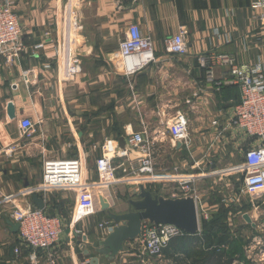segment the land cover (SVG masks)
Returning a JSON list of instances; mask_svg holds the SVG:
<instances>
[{
    "label": "crops",
    "instance_id": "0c3cea01",
    "mask_svg": "<svg viewBox=\"0 0 264 264\" xmlns=\"http://www.w3.org/2000/svg\"><path fill=\"white\" fill-rule=\"evenodd\" d=\"M258 1H13L25 50L8 65L0 56V264L45 262L40 252L19 247L10 215L15 207H35L23 192L41 184L36 173L40 171L42 177L46 160L78 159L82 181L98 183L95 161L104 144L145 131L155 135L181 113L188 118L189 150L169 138L155 145L157 175L173 176L174 170L218 174L220 168L232 167L228 162L234 156L239 161L234 167L242 163L244 152L257 142L246 140L229 125L240 100L239 89L231 84L228 70L215 64V58L225 53L235 63L264 64V9H252ZM131 24L151 38L154 62L125 76L118 47ZM181 27L187 32L188 53L175 56L165 45ZM9 102L15 119L7 117ZM25 118L35 124L30 137L19 129ZM171 186L159 184L153 190L163 195ZM132 191L133 187L125 186L103 189L100 194L114 213L122 214L128 210L126 198H135ZM66 192L72 198L71 208L80 194H98V190L78 188L37 195L48 210ZM6 198L11 202H4ZM218 202L203 205L207 215L217 214ZM242 205L245 212L240 217L248 214L254 225L243 221L242 231L250 226L264 238V194L256 200L244 196L239 208ZM229 212L226 219L235 218ZM104 218L110 221L98 203L93 215L71 224L70 231V225L64 224L54 251L57 264H90L94 256L84 255V250H92L94 239H101L98 224ZM113 262L142 263L128 248Z\"/></svg>",
    "mask_w": 264,
    "mask_h": 264
},
{
    "label": "built area",
    "instance_id": "2783aa9c",
    "mask_svg": "<svg viewBox=\"0 0 264 264\" xmlns=\"http://www.w3.org/2000/svg\"><path fill=\"white\" fill-rule=\"evenodd\" d=\"M13 1L0 0V56L7 65L19 60L25 50L22 44L20 21L14 13ZM252 9H264V0L256 2ZM126 34L118 50L124 75L131 76L141 66L154 62V49L151 38L144 36L138 25H129ZM186 35L184 28H179L178 33L166 42L167 52L175 56L187 55ZM215 64L228 70L231 84L239 89L240 101L233 108L229 125L242 133L246 140L257 142V145L244 152L239 166H233L218 174L203 171L180 174L174 170L173 176L157 175L153 159L155 145L169 138L175 145L179 144V148L189 150L191 142L188 118L187 115L178 113L170 124L156 130L155 135H149L145 131L126 137L123 150L116 141L104 144L101 147L100 157L95 161L98 183L85 184L82 181V165L78 159H52L42 164L41 184L36 190H25L23 195L28 197L31 193L42 192L44 197L45 193L60 189L71 191L85 188L91 192L93 189L98 190V194L93 197L88 193L80 194L71 213L68 231L72 225L93 215L97 195L103 189L130 186L133 187L132 194L136 197L141 186L153 190L159 184H171L172 186L165 191L169 194L164 192L167 198L192 197L198 215L201 211L203 218L208 220L210 216L204 210L201 198L196 194V185L216 175H240L243 190L237 202L240 203L244 196L256 200L259 195L264 194V64L235 63L234 59L225 53L215 58ZM34 127L35 124L29 118L22 119L19 124V129L25 137L33 134ZM4 202L10 203L11 200L6 198ZM10 216L11 221L18 226L19 247L34 253L40 252L45 256L44 264H57L54 251L64 232L63 220L57 216H49L44 210L31 206L15 207ZM112 227L111 220L98 224L101 239L108 236ZM142 229L140 238L126 244V249L134 253L139 260L144 256L160 260L169 240L183 233L178 228L168 225L154 227L144 224ZM19 247L14 248L16 254L19 253ZM243 252L244 257L251 264H264V238L257 237L244 246Z\"/></svg>",
    "mask_w": 264,
    "mask_h": 264
},
{
    "label": "water",
    "instance_id": "95a60500",
    "mask_svg": "<svg viewBox=\"0 0 264 264\" xmlns=\"http://www.w3.org/2000/svg\"><path fill=\"white\" fill-rule=\"evenodd\" d=\"M6 113L8 118L15 119L14 106L11 102L7 105ZM118 146L124 149V139L118 141ZM177 146L180 147L179 144ZM30 199L36 208L45 209L44 200L37 194L31 193ZM125 201L128 210L118 214L111 211L109 205L102 198L100 199V210L111 220L113 227L104 239H94L92 250H84V255L94 256L90 259V264H100L103 261L114 264L116 257L126 251L127 242L141 237L144 224L154 227L173 226L189 236L200 232L198 211L192 197L170 199L151 193L141 186L135 198L127 197ZM242 219L246 224L254 227L248 214H243ZM12 225L14 231H17L18 226L13 223ZM82 241L86 243L85 236L82 237Z\"/></svg>",
    "mask_w": 264,
    "mask_h": 264
},
{
    "label": "trees",
    "instance_id": "16d2710c",
    "mask_svg": "<svg viewBox=\"0 0 264 264\" xmlns=\"http://www.w3.org/2000/svg\"><path fill=\"white\" fill-rule=\"evenodd\" d=\"M147 190L155 193L150 188ZM60 207L54 200L52 207L48 210H57ZM244 208L242 205L239 210L245 212ZM228 212L222 210L221 213L211 216L208 221H201L200 232L196 235L189 236L182 233L170 239L163 250L162 259L168 264H232L233 262L251 264L244 257L243 252L244 246L249 243L241 235L244 227L232 231L223 223ZM46 214L49 215L47 212ZM219 223L222 225H218Z\"/></svg>",
    "mask_w": 264,
    "mask_h": 264
},
{
    "label": "rangeland",
    "instance_id": "374dc122",
    "mask_svg": "<svg viewBox=\"0 0 264 264\" xmlns=\"http://www.w3.org/2000/svg\"><path fill=\"white\" fill-rule=\"evenodd\" d=\"M224 163H226V162H223L222 166L225 165ZM238 163H239V161L237 160V157H235V156L233 157V160H230L228 162V164L232 167H233V165L235 166ZM206 167L209 168L208 165ZM220 172H222L221 168H220ZM40 177H41V173H40V171H38L36 173V180L41 179ZM19 184L21 186V184H22L21 181L19 182ZM242 190H243L242 178L240 177V175L239 176L238 175H223L220 177L218 176L216 178L209 177L207 180L199 182L196 185V194L204 202V203L202 202L203 205L205 203L207 205L211 201L218 199L219 202L217 204L219 205V207H218L217 213H221L222 210L226 211V212L227 211L233 212V214L235 215L234 216L235 218L230 217V218H228V220L224 219V222H223V223H225V226H228L232 231L239 230V227L241 226V224H243V220L240 217L242 211L239 210V203L237 202L238 198L240 197ZM210 192H213L214 196H210V194H209ZM166 194H169V193L167 192ZM166 194L165 195L163 194L161 196H164L167 198ZM159 195H160V193H159ZM101 198L103 199V197L99 193L98 199L96 200L97 206H98V203H99ZM123 201H124V199H123ZM71 202H72V198H70L69 194L67 192L63 193L60 196V200H59V205L61 207L57 210L53 209V210H48L46 212L49 215L57 216L60 219H62L65 226L70 225L71 216H72L71 213L73 212V208H74V207L73 208L70 207ZM221 208H222V210H221ZM198 218H199V227H200L201 221H203V220L208 221V220H205L203 218L201 211L198 215ZM101 220H103V219H101ZM103 221H106V219L104 218ZM218 225H222V223H219ZM241 235L244 238V240L249 242V243L256 240L258 237V233H256L250 227H248V230H245L244 232L241 231ZM97 238L100 239L99 237H97ZM160 260L149 259V257L144 256L143 258H140V261H142V263H140V262L139 263L140 264H161ZM102 264H107V263L103 261Z\"/></svg>",
    "mask_w": 264,
    "mask_h": 264
}]
</instances>
